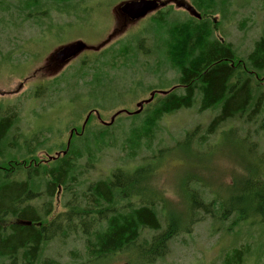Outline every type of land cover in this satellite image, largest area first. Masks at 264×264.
Segmentation results:
<instances>
[{
  "label": "trees",
  "instance_id": "trees-1",
  "mask_svg": "<svg viewBox=\"0 0 264 264\" xmlns=\"http://www.w3.org/2000/svg\"><path fill=\"white\" fill-rule=\"evenodd\" d=\"M28 1H19L23 10L60 12L75 8L76 3L30 0L31 8ZM192 4L206 17L196 10L199 19L190 16L189 20H175L169 25L166 11L160 8L149 19L148 33L163 32L161 50L168 67L178 73L175 81L176 87L183 89L181 94L174 88L161 90L166 93H156L143 104V112L126 113L127 116L119 112L110 124L111 118L106 123L100 111L91 109L79 126H65L55 132L47 128L50 137H43L44 130L27 136L19 128L21 119L16 106L9 103L3 107L0 103V264H63L42 258L48 245L55 240L65 244L72 236L82 240L86 254L74 264H109L114 259L128 264H156L168 255L176 237L190 234L193 225L204 218L227 224L232 231L245 224L264 226V154L259 153L260 136L256 131V140L247 134L240 137L235 126L222 128L234 121L243 125L256 123L264 112V26L252 50L241 56L231 43L213 36L214 24L207 14L216 11L218 0H192ZM172 5L168 4L169 8ZM146 38L138 40L134 48L150 56L153 49L143 52L142 45L153 38ZM122 42L117 43L118 50L109 46L107 51L116 61L128 45L133 46ZM123 59L128 60V55ZM118 83L131 86L122 80ZM154 89L158 88L150 91ZM109 90L103 87L102 95H112ZM41 92L50 93L47 86L37 87L30 98L39 99ZM120 95L117 93L118 98ZM195 105L199 112L217 110L202 134L196 126L171 145L157 147L153 155L133 162L143 144L157 138V127L164 117ZM94 115L95 119L99 116L101 125L92 123ZM130 115L134 116L128 118ZM65 131L69 132L64 142L60 136L54 137ZM217 135L220 139L234 138L239 145L248 143V158H236L237 171H232L229 182L222 185V193L207 194V181L195 170L214 173L202 159L216 147L211 138ZM50 141L53 146L44 145ZM119 149H125L127 157H121ZM116 151L119 156L107 174L97 176L106 154ZM39 152L44 154L37 156ZM178 154L183 162L194 163L186 166L178 182L180 209L155 184L165 157L180 160ZM57 201L63 210L52 215ZM21 221L31 224L22 225ZM254 249H258L254 264H260L264 250L257 243L232 248L222 264H247Z\"/></svg>",
  "mask_w": 264,
  "mask_h": 264
},
{
  "label": "rangeland",
  "instance_id": "rangeland-1",
  "mask_svg": "<svg viewBox=\"0 0 264 264\" xmlns=\"http://www.w3.org/2000/svg\"><path fill=\"white\" fill-rule=\"evenodd\" d=\"M19 1L0 0V103L3 107H7L9 103L16 106L15 111L21 119L19 128L24 129L27 136L44 130L43 137H50L51 134L45 131L47 128H52L55 132L63 130L65 126H79L91 109L100 111L106 123L117 112H123L122 116H127L126 113L134 114L138 110L137 104L146 100L154 91L174 88V92L181 94L183 89L176 87L175 81L178 73L168 67L161 50L163 32L155 31V35L154 32L148 33L149 19L154 13L136 21L128 20L119 13L118 8L120 4L131 0H75V8L60 12L36 8L23 10ZM158 1H170L172 5L175 0ZM176 1L189 6L192 4V0ZM218 3L216 11L207 14L214 24L213 36L231 43L239 55L245 56L262 34L264 0H230L229 3L218 0ZM28 4L30 5V0ZM162 11H166L165 19L169 25L175 20L182 23L191 16L174 5L170 8L165 6ZM201 14L206 17V13ZM146 36L153 39L142 45V51L150 52L153 49L154 53L150 56H144L134 48L137 41L147 39ZM76 41H82L86 49L68 62H57L55 52ZM120 41L124 45L131 42L133 46L128 45L116 61L107 55V51L110 47L118 50L117 43ZM127 55L129 59H123ZM121 61L127 63L121 65ZM120 80L131 86L118 83ZM41 86H47L50 93L41 92L39 99L30 98L31 92ZM103 87H110L112 95L104 97L101 92ZM153 88L158 89L150 91ZM117 93H121L119 98ZM154 102L155 98L149 104L150 109ZM144 109L145 107L143 111ZM216 114L217 110L199 112L195 105L164 117L157 127V138L153 137L152 142L144 143L132 159L135 160L133 162H140L141 158L153 155L157 147L171 145L173 140L181 138L186 131L196 126L200 127L202 134ZM96 117L95 119L94 115L92 123L101 125L97 120L99 116ZM257 121L249 125L234 121L222 128L235 126L240 137L247 134L252 139L257 137V131L260 136L259 153L264 154V112ZM68 132L54 137L60 136V141L64 142ZM211 142L216 147L202 161L214 173L208 174L198 168L195 172L207 181V194L222 193V185L229 182L232 171H237L236 158H248V143L239 145L234 138L227 136L220 139L218 135L212 137ZM51 143L52 141L44 145L53 146ZM119 153L121 157H127L125 149H119ZM119 153L116 151L106 154L98 167L97 176L107 174L106 171ZM43 154L44 152H39L37 156ZM180 160L167 155L155 179V184L174 202L177 209L182 204L178 182L183 178L186 166L194 164L190 160L183 162L182 156ZM62 210L63 207L57 201L52 215ZM255 226L245 224L232 231L228 230L227 224H220L210 217L204 218L193 225L190 234L176 237L170 243L168 255L156 264H222L228 251L244 243L260 244L264 250V226ZM257 251L258 249L252 251L247 264L256 262ZM47 258L63 264L83 260L86 254L82 240L73 236L65 244L55 240L44 252L42 259ZM123 262L124 260L114 259L109 264ZM259 262L264 264V252L261 253Z\"/></svg>",
  "mask_w": 264,
  "mask_h": 264
},
{
  "label": "water",
  "instance_id": "water-1",
  "mask_svg": "<svg viewBox=\"0 0 264 264\" xmlns=\"http://www.w3.org/2000/svg\"><path fill=\"white\" fill-rule=\"evenodd\" d=\"M173 3L175 7L187 11L191 16L197 19L200 18V15L196 12V10L192 6H189L185 3L176 0ZM168 4H171L170 1L160 2L158 0H131L120 4L118 10L123 17L127 18L130 21H136L146 17L148 14H151L160 8L167 6ZM85 49H86V45L82 41H76L72 44L63 46L62 48L57 50L54 54V57L57 62L60 63L68 62L72 58L76 57L79 53L83 52ZM156 92H160L163 94L166 93V91L152 92L148 100L140 101L137 104L138 110L135 112V114H138L142 110L144 103H148L152 100ZM118 114L119 112L114 114L111 117V120L108 124L112 123L114 117ZM122 264H128V263H122Z\"/></svg>",
  "mask_w": 264,
  "mask_h": 264
},
{
  "label": "bare ground",
  "instance_id": "bare-ground-1",
  "mask_svg": "<svg viewBox=\"0 0 264 264\" xmlns=\"http://www.w3.org/2000/svg\"><path fill=\"white\" fill-rule=\"evenodd\" d=\"M20 223H21L22 225H27V226H29V225L31 224L30 222L28 223V222H22V221H21ZM37 226H39V225H37Z\"/></svg>",
  "mask_w": 264,
  "mask_h": 264
}]
</instances>
